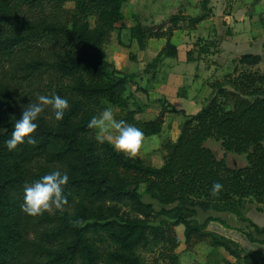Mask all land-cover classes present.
Listing matches in <instances>:
<instances>
[{"label":"trees","instance_id":"16d2710c","mask_svg":"<svg viewBox=\"0 0 264 264\" xmlns=\"http://www.w3.org/2000/svg\"><path fill=\"white\" fill-rule=\"evenodd\" d=\"M127 1L0 0V128L7 130L0 135V264H75L78 252H86L84 264H97L94 259L101 254L94 255L91 236L117 246L105 253L104 264H147L137 250L150 246L162 248L167 264H179L176 250L181 241L174 234L178 225L185 227L188 247L210 239L212 246L239 257L206 230L213 221L228 224L220 216L224 214L264 235V229L244 215L248 204L264 211V73L252 70L262 58L241 56V68L212 83V97L196 114L186 115L163 102L159 117L143 120L138 117L142 106L134 103L130 108L129 75L106 60L105 46L124 21ZM208 2L203 1L205 13L198 17H171L166 31L140 24L131 29L141 50L151 38L167 39L147 72L164 58L177 57L175 28L182 21L196 26L205 20ZM68 4H74L71 11ZM188 55L191 60V52ZM53 93L70 105L63 120L56 121L46 109L36 121V142L25 141L9 151L6 141L23 106ZM107 105L126 110L120 120L140 128L145 138L161 133L169 107L167 112L185 115L177 140L164 145L160 167L97 141L88 124ZM209 139L219 142L225 154L246 155L248 164L230 168L225 157L218 158L205 146ZM57 169L69 176L65 207L75 208V213L25 214L24 185ZM215 182L223 185L218 197L210 195ZM117 205L130 207L138 217L118 219ZM199 213L207 215L203 222L197 219Z\"/></svg>","mask_w":264,"mask_h":264},{"label":"rangeland","instance_id":"374dc122","mask_svg":"<svg viewBox=\"0 0 264 264\" xmlns=\"http://www.w3.org/2000/svg\"><path fill=\"white\" fill-rule=\"evenodd\" d=\"M184 1L185 0H158V3L154 5L150 4V9L148 10L150 13V18L151 15H153V13L160 14L161 12V14L163 15L165 14L167 16L174 14L173 11L175 9H178L179 6L183 4ZM202 1L198 3H200V5L202 3L203 5ZM257 2L258 0H247L246 6L249 10H252ZM128 3H125L123 6L124 13ZM230 3L231 2L226 3L227 5L226 9H229L232 6V4L230 6ZM186 4L195 5L196 7H199L198 5L193 4V2L191 3L189 2ZM67 8L69 9V11H71L74 8V4H68ZM221 8H222V3H220L219 5V9ZM257 8H259V5L256 6L255 10ZM244 9L245 7L243 5L242 10ZM236 14L239 15L242 13H236ZM248 14L250 15L249 19L247 20L248 24L247 22L243 26L239 24H233L235 30L239 33H236L234 35V41L229 40L223 43L222 47H224L225 51L222 52V55H220L221 52L220 48L222 41L220 42L219 40H216V35L214 34L215 32L211 30L209 32V36L207 35V38L213 39L212 43H215L214 41L217 42L219 41V45L212 48H208L209 54L207 53L208 55L205 58H203V60L190 62V63L184 62L185 64H182V66H180L181 69L179 68V65L169 66L167 68H162L161 65L159 71H154L155 69H150V71L147 72L145 69L142 71L141 68L137 67V69L139 70H135L134 72H132L134 74H128L129 84L127 85L128 90L126 95H130L131 97L130 108L131 109L134 108L133 107L134 103L142 106L143 113L138 117L143 120H152L159 117L163 109H165L164 107L165 104L162 102L163 99L157 100L155 98H150V95L153 94L154 92V87L158 86L160 87L161 90L166 91L167 92L166 94L171 97H175L177 93L180 96H183L184 94L189 96L188 98H191L195 103V104L193 103L192 106L193 111L198 110L202 105L205 104V102L209 101L213 91L211 86L212 83L216 81H223L227 75L232 76L234 74V68L236 66L241 68V66L237 63L235 66L234 58L237 59L238 57L245 54H255V55L264 56V45H263L264 33L260 30V28H253L256 26L257 27L262 26L264 28V13H248ZM242 18L239 19V22L242 20ZM180 25L181 27L179 28V30L174 32V40L172 42L176 43L175 41L176 37L178 38V40L180 39L181 42L184 41L186 43V47L187 45H189L190 42H193L192 46H194V48L196 47L197 49V51L194 52V56L195 58H198L200 56V51L195 43H199L200 40L203 44L205 41L203 40L204 38L201 37H206L207 33L201 32L199 36H195L194 38L192 37L188 38V36L190 35L189 32L192 30H189L188 26H186L187 25L186 23H181ZM167 26H169V22L168 23L164 22L163 24L154 27H161V28L165 27L164 28L165 30L169 28ZM116 34L117 33L115 32V35ZM253 38H257L258 40L251 44L250 42L251 39ZM188 40L189 42H186ZM236 42L237 44L238 43L240 44L237 45ZM115 47H117L115 38H113V40L110 39L108 44L105 46L106 60L112 65L113 68L115 67L114 66L115 59L118 62H121L124 66L132 61V59L129 57V52L127 50H123L122 53L120 54L119 51H116L114 49ZM181 48L185 49V47H181ZM130 51L131 54L134 55V59L139 58L136 49L133 48L130 49ZM211 51H215L214 53L217 52L219 56H216V54H214ZM179 57L184 61L186 59V55L183 51L180 53ZM231 64L233 68L232 70H228L231 69L230 68ZM184 68L188 70H182ZM208 69L209 71L214 70L213 74L212 72H209ZM252 70L259 71L260 73H264V62L260 64L259 68L254 67L252 68ZM196 80H200L199 84H202L201 89H197L199 84L198 85L194 84V82L197 83ZM201 81H203V83ZM177 105L180 106L181 108L188 110L189 112L190 111L192 112L190 107V100L188 99H184V98L180 99ZM109 107L113 109L115 118L117 120L123 118L127 113L126 110L120 109L119 107L107 105L106 108ZM168 110L166 109L164 112V125L161 133L157 136L145 138L142 148L139 154L136 156L137 158H140L148 166L160 167L163 164L164 157L166 155V152L164 150V145H166L169 142L176 141L180 134V128L185 120V115L183 113H171V112L169 113L167 112ZM11 119L12 116L8 115L6 117L7 122H9ZM214 144L220 147V148H218V146L216 147V151H217L216 156L218 158H222L224 156V151L222 150L221 144L219 142L213 139H209L205 145L214 150L215 147ZM226 162L227 165L232 168H238L247 165L246 155L237 154L233 152L227 153ZM140 191L143 193L144 188L141 187ZM145 200L147 201L146 198ZM249 206H250L249 211L245 212V215H247L246 217H248L251 222L259 225L260 227H264V212H258L256 210V205H249ZM116 207H117L116 211L118 212L117 214L118 219H134L138 217L131 211L130 207L126 205H117ZM65 212L75 213V208L64 206L62 210L54 209L52 212H50V214L55 215L57 213H65ZM206 217L207 215L199 213L197 219L200 222H203L206 219ZM162 219L164 220L165 218L164 217L159 218V220ZM184 230L185 227L183 225L174 226V234L176 238H178L181 241L180 247L176 250V254L178 255L179 258V264H264V258H263L264 240H258V237L260 238L263 237L264 235H259L255 232V230L249 229L247 227V223L246 225H241V223L240 225L239 224L236 225L234 223L227 224V223L213 221L206 228L208 232L215 235L218 239L225 241L227 245H229L230 249L234 251H238L240 253L239 257L232 255L231 251L227 250L225 247L212 246L210 239H206L205 241L202 242H195L191 245V247H188L185 244ZM91 239H93L92 242L94 243L93 246L95 247L94 255H97V253L101 254L100 257L97 256V258L94 259V263L104 264L103 257L105 253L107 251L112 252L116 250L117 246L112 241L99 240L95 236H91ZM83 254L85 255L86 252L84 253L78 252L77 260L75 264H84L83 262L84 258L82 256ZM137 254L140 255L144 263L167 264V259L165 257L166 255L163 253V250L162 248H160V246L139 248L137 250ZM94 255L91 254L90 256H94Z\"/></svg>","mask_w":264,"mask_h":264},{"label":"crops","instance_id":"0c3cea01","mask_svg":"<svg viewBox=\"0 0 264 264\" xmlns=\"http://www.w3.org/2000/svg\"><path fill=\"white\" fill-rule=\"evenodd\" d=\"M200 1H202V0H185L183 2V4H181L179 6L178 9H175L173 11L174 14L167 16L165 14L164 15L161 14V12H160V14L153 13V15H151V18H150V13L148 11L150 9V4L154 5V4L158 3V0H128L126 2V3L129 2V3L127 4V6L125 8L124 21L122 23H118L116 25L117 29L112 33L111 39L113 40V38H115L116 43H117V47H115L114 49L116 51H119L120 54L122 53L123 50H127L129 52V57L132 59V61L124 66L121 62H118L115 59L114 66L116 67V69H118L119 71H121L124 74H134L132 72H134L135 70H139V69H137V67L141 68L142 71L144 69L146 70V67L156 59L158 54L166 46V44H165V43H167L166 38H160V39L151 38L148 40L146 48L141 50L139 48L137 41L134 40L130 35L131 29L133 27L140 24L143 27L151 28L154 26H159L160 24H163L164 22L165 23L169 22V26H167V27H170L169 19L173 16L181 15L183 17H193V18L198 17V16L202 15L203 13H205V10L203 8L202 3H201V5H200V3H198ZM208 1H209L207 4L208 17L205 20H203L201 23L197 24L196 26H191L188 21H182L177 25L178 29L176 27L175 31H174V32H176L177 30H179V28L181 27V25H180L181 23H186L187 24L186 26H188L189 30H192L189 32L190 35L188 36V38L189 37L194 38L195 36H199V34L201 32L207 33L206 37H201V38H204L203 40L205 41L203 44L199 39H198L199 43H195L197 48L200 51V56L198 58H195L194 52L197 51V49H196V47L194 48V46H192L193 42H190L189 45H187V47H186V43L184 41L181 42L180 39L178 40V38L176 37L175 38L176 43H174V44L176 45L177 51H178L177 57L164 58V60L159 64L158 68L154 71H159V68L161 67V65H162V68H167L169 66L179 65V68L181 69L180 66H182V64H185L184 62L190 63V62H196V61L203 60V58H205L209 54L208 48L218 46L219 41L220 42L222 41L221 42V48H220L221 49L220 55H222V52L225 51L224 47H222L223 43H225L229 40L234 41V35L236 33H239L235 30V27L233 26V24H239L242 26L246 22L248 24L247 20L249 19V16H250L248 13H264V2H263V0H260V1L258 0V2H257L258 4L256 3V5L254 6V8L252 10H249L246 6L247 0H234V1L233 0H208ZM189 2L190 3L193 2V4H196L199 7H196L195 5H190V4L187 5L186 3H189ZM227 2H231L230 3V6L232 4V6H231L232 8L230 7L231 9L230 8L226 9V6H227L226 3ZM220 3H222L221 9H219ZM243 5L245 7L244 10H242ZM258 5H259V8H257L255 10L256 6H258ZM143 10H145V11H143ZM236 13H242V14L238 15ZM240 18H242V20L239 22ZM249 26H251V25H249ZM121 27H122V30H121ZM253 28H260V30L264 33V28L262 26H259V27L256 26ZM166 30L167 29H165L164 31H166ZM211 30H213L215 32L214 34L216 35V40H219L218 42L214 41L215 43H212L213 39L207 38V35L209 36V32ZM115 32L117 33L116 35H115ZM224 35H225V37H224ZM173 40H174V36H173L172 41ZM257 40H258L257 38H253V39H251L250 43L252 44L253 42H256ZM186 42H189V40ZM207 43H209V44H207ZM236 44H237V42H236ZM239 44L240 43H238L237 45H239ZM181 47H185V49H182ZM133 48L137 50V55L139 57L137 59L136 58L134 59V55L131 54L130 49H133ZM157 48H159V49H157ZM182 51L186 55L185 61L183 59H180V57H179L180 53ZM189 52H191V56H192L191 60L189 59V55H188ZM211 52L214 53L215 51H211ZM214 54H216V56H219V54H217V52ZM253 55H255V54H253ZM259 56L262 58L261 63L264 62V56H261V55H259ZM240 57H238L237 59L234 58L235 60L232 59L235 61V63H234L235 66H236V63L238 64V59ZM148 58H150V59H148ZM205 60H207V59H205ZM260 64L257 66V68H259ZM230 68L231 69H228V70H232V68H233L232 64L230 65ZM182 70H188V69L184 68ZM208 71H209V69H208ZM213 71L210 70L209 72H212V74H213ZM172 79H174V78H172ZM196 81H197V83L194 82V84L198 85L200 80H196ZM201 82L203 83V81H201ZM201 85L202 84H199L197 89H201V87H202ZM166 93H167L166 91L161 90L160 87L156 86V87H154V92H153V94L150 95V98H155L157 100L163 99L162 102H165V100H166V102L168 104L172 105L177 110L184 111V113L186 115L196 114L197 112H199L202 109L203 106H205L207 104V102H205V104L202 105L198 110L193 111L192 106H193L194 102L191 98H188L189 96H187L185 94L183 96H180L177 93L175 95V97H171V96L167 95ZM212 95H213V91H212L210 98L212 97ZM183 98L190 100V107H191L192 112L191 111L189 112L188 110L181 108L180 106L177 105L178 101L180 99H183ZM214 146H215L214 150L210 147H208V148L213 150V152L216 154V152H217L216 147L218 145L214 144ZM218 148H220V147L218 146ZM226 155L227 154H225V152H224L223 157L226 158ZM245 166H242V167H245ZM230 168H232V167H230ZM238 168H241V167H238ZM249 205H255V204H248L246 207V210L244 211V215H245V212L249 211V208H250ZM256 210H257V205H256ZM258 212H260V211H258ZM220 216H222L228 222V224L234 223L236 225L237 224L240 225V223L238 222L236 217H234L231 214H224V215H220ZM246 216L247 215H245V217ZM246 218H248V217H246ZM260 228H264V227H260ZM256 240H257V238H256ZM258 240H264V236L260 237V238L258 237Z\"/></svg>","mask_w":264,"mask_h":264},{"label":"clouds","instance_id":"9594fccd","mask_svg":"<svg viewBox=\"0 0 264 264\" xmlns=\"http://www.w3.org/2000/svg\"><path fill=\"white\" fill-rule=\"evenodd\" d=\"M69 107L67 99L55 93L39 95L37 102L23 106L20 118L15 119L13 124L10 139L6 141L8 150H15L25 141L28 144L36 142L33 137L38 128L36 121L46 109H51L56 121H62ZM88 127L95 130L99 143H108L115 151L129 158H135L139 154L145 139V134L140 128L124 120H117L111 107L94 115ZM6 132V129L0 128V135ZM68 182L67 172L57 169L44 174L31 184H25L21 210L33 217L52 212L54 209L62 210L67 204L64 189ZM222 190L223 185L215 182L211 186L210 195L218 197Z\"/></svg>","mask_w":264,"mask_h":264}]
</instances>
